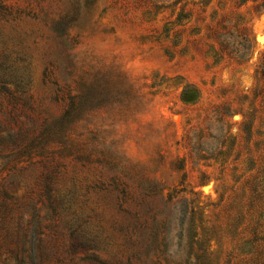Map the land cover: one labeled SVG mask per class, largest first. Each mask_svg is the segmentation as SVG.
<instances>
[{
	"label": "rangeland",
	"instance_id": "374dc122",
	"mask_svg": "<svg viewBox=\"0 0 264 264\" xmlns=\"http://www.w3.org/2000/svg\"><path fill=\"white\" fill-rule=\"evenodd\" d=\"M260 38L264 0H0V264H264Z\"/></svg>",
	"mask_w": 264,
	"mask_h": 264
},
{
	"label": "trees",
	"instance_id": "16d2710c",
	"mask_svg": "<svg viewBox=\"0 0 264 264\" xmlns=\"http://www.w3.org/2000/svg\"><path fill=\"white\" fill-rule=\"evenodd\" d=\"M80 97L81 96H79V95H75V96H72L70 98L71 99V107H72V109H75V106L77 105V102L81 99ZM190 97H191V94L189 92H186V91L182 95V98L184 99V101L189 100Z\"/></svg>",
	"mask_w": 264,
	"mask_h": 264
},
{
	"label": "bare ground",
	"instance_id": "6f19581e",
	"mask_svg": "<svg viewBox=\"0 0 264 264\" xmlns=\"http://www.w3.org/2000/svg\"><path fill=\"white\" fill-rule=\"evenodd\" d=\"M260 42L261 43H264V38H260Z\"/></svg>",
	"mask_w": 264,
	"mask_h": 264
}]
</instances>
